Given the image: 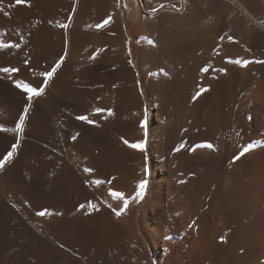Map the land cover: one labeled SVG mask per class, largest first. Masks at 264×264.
I'll return each mask as SVG.
<instances>
[{
	"label": "bare ground",
	"instance_id": "1",
	"mask_svg": "<svg viewBox=\"0 0 264 264\" xmlns=\"http://www.w3.org/2000/svg\"><path fill=\"white\" fill-rule=\"evenodd\" d=\"M0 43V264H264V0H0Z\"/></svg>",
	"mask_w": 264,
	"mask_h": 264
},
{
	"label": "snow or ice",
	"instance_id": "2",
	"mask_svg": "<svg viewBox=\"0 0 264 264\" xmlns=\"http://www.w3.org/2000/svg\"><path fill=\"white\" fill-rule=\"evenodd\" d=\"M108 21H105V23H107ZM63 27H67V25H63ZM18 47V45H3L2 43H0V47ZM59 67V63L56 65V67H54L50 72H47L45 73V76L47 77V79L45 80L43 86L39 87V89H37L36 87H32L28 84H24V85H17V87H22L23 88V91L26 92V93H30L31 95L28 96V100L31 101L33 99V97H38L40 95H42L44 93V89L47 87V80H50L53 76V74L55 73L56 71V68ZM0 71H4V72H16L18 71V69H8V68H4V69H0ZM202 91H207L206 89L205 90H202ZM200 93H197V96H199ZM30 106V105H29ZM27 118V109L24 110L23 114L21 115V117L19 118V121L16 125V127L14 129H3V128H0V131H16V132H19V133H23L24 131V125H25V120ZM77 119L79 120H83L87 123H94L93 121H90L88 120V117L86 116H79L77 117ZM147 134V133H146ZM125 143H127V141H125ZM131 147L133 148H138L140 150H143V144H132L130 145ZM19 147V144H14L13 145V151ZM204 147H207L209 149H211L213 147V145L211 144H208V145H205ZM195 150V149H193ZM244 153H241L240 155H243ZM6 159H11V153H9L8 157ZM240 159V156H237L235 157V160H239ZM6 162L5 161H0V169H3L4 167V163ZM146 187H147V181H142L139 185V188H140V191L138 193V196L143 199L144 195H145V190H146ZM113 196H121L122 194L121 193H112ZM90 207H93L95 208L96 206L95 205H89ZM125 208H127V204L125 203ZM81 208L84 207V205H81L80 206ZM98 210V208H97ZM46 212L44 211H41L38 213V215L40 216H45ZM117 216H119L121 213L120 212H117L116 213Z\"/></svg>",
	"mask_w": 264,
	"mask_h": 264
}]
</instances>
